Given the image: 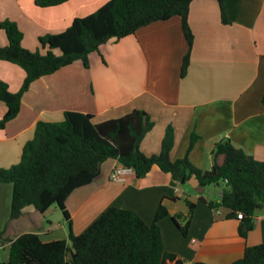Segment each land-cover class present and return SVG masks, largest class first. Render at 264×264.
<instances>
[{"label": "crops", "instance_id": "crops-1", "mask_svg": "<svg viewBox=\"0 0 264 264\" xmlns=\"http://www.w3.org/2000/svg\"><path fill=\"white\" fill-rule=\"evenodd\" d=\"M108 1L68 0L39 8L33 0H0V22H15L23 34L22 46L44 54L39 38L65 31L75 18L95 12ZM222 1L228 24L221 22L217 0L190 4L187 22L193 41L184 76L180 70L188 45L180 18L173 17L101 45L89 55L87 68L76 61L34 81L21 98L18 115L0 128V169L19 162L40 121L60 122L65 112H77L91 115L98 124L133 110H143L154 123L140 144L146 156L160 152L170 125L172 161L187 158L194 168L208 171L214 164L215 144L228 139L264 162V0ZM6 45L0 30V47ZM0 80L15 93L24 72L0 61ZM5 111L0 102V119ZM192 135L197 139L188 152ZM117 167V160H106L90 184L67 197L65 208L74 235L83 233L109 207L131 210L150 225L162 204L168 212L158 222L164 250L184 264H229L242 258L247 246L264 243V209L254 215L253 230L243 239L239 220L226 219L225 209L213 210L200 201L219 202L221 193L218 199L204 196L206 188H200L194 177L183 183L182 172L168 174L154 168L146 178L137 179L130 170L112 182L109 176ZM11 195L12 185L0 184V206L3 216L8 215L6 223L0 224L1 258L7 260L10 242L24 233L37 234L42 242L68 240V221L55 206L43 214L28 207L11 220ZM187 201L195 208L183 236L172 217L188 213ZM56 215L57 223L52 220Z\"/></svg>", "mask_w": 264, "mask_h": 264}, {"label": "trees", "instance_id": "trees-1", "mask_svg": "<svg viewBox=\"0 0 264 264\" xmlns=\"http://www.w3.org/2000/svg\"><path fill=\"white\" fill-rule=\"evenodd\" d=\"M67 1L33 0L39 8L56 7ZM193 1L109 0L95 12L75 18L65 31L39 38L44 54L22 46L23 34L15 22L1 21L0 30L6 36L7 45L0 47V61L19 67L24 72V80L15 93L0 80V102L6 107L0 128L18 115L23 94L37 79L76 61L87 68L89 55L98 52L101 45L173 17L180 18L188 45L180 70L184 76L193 41L187 22ZM217 2L221 22L228 24L223 1ZM261 104L264 108V96ZM153 124L143 110H133L98 124L93 123L91 115L77 112H65L60 122H38L32 139L22 149L19 162L0 169V184L12 185L11 220L21 217L28 207L43 214L55 206L68 221V240L42 242L37 234H21L10 242L7 260H0V264H184L175 254L164 250L158 222L168 212L162 204L157 207L150 225L131 210L109 207L83 233L73 234L65 201L74 190L90 184L108 159L117 160L137 179L146 178L157 168L168 174L182 172L183 183L194 177L200 188L223 184L219 202H205L202 198L200 201L213 210L225 209L226 219H236L241 213L238 233L245 239L253 230L254 215L264 209V162L246 155L228 139L215 144L214 164L208 171L194 168L187 158L172 161L174 129L170 125L165 129L160 152L146 156L140 151V144ZM196 139V135L191 136L188 152ZM186 205L188 213L184 217H172L183 236L187 234L195 208L188 201ZM229 264H264V243L247 246L243 257Z\"/></svg>", "mask_w": 264, "mask_h": 264}, {"label": "rangeland", "instance_id": "rangeland-1", "mask_svg": "<svg viewBox=\"0 0 264 264\" xmlns=\"http://www.w3.org/2000/svg\"><path fill=\"white\" fill-rule=\"evenodd\" d=\"M222 188H224L223 184H220V185H210V186L206 187V192L204 193V196H206V197L212 196V197H214V199H218V193L221 192ZM28 210H32V208H28ZM51 210H53V209H51ZM58 214H61V212L58 211ZM58 216L59 215H56V216L52 217V220L54 222H56V223L58 222V219H57ZM6 220H8V215H7V217H4L3 216V210H2V205H1L0 206V224L2 225V223H6ZM1 225H0V227H1ZM2 259L5 260V256H4V258H1V256H0V260H2Z\"/></svg>", "mask_w": 264, "mask_h": 264}, {"label": "built area", "instance_id": "built-area-1", "mask_svg": "<svg viewBox=\"0 0 264 264\" xmlns=\"http://www.w3.org/2000/svg\"><path fill=\"white\" fill-rule=\"evenodd\" d=\"M130 171V169L124 168L122 166L114 168L112 170V172L110 173V180L112 182H118L125 174H127ZM237 220H241L242 219V214L238 213L236 216Z\"/></svg>", "mask_w": 264, "mask_h": 264}]
</instances>
